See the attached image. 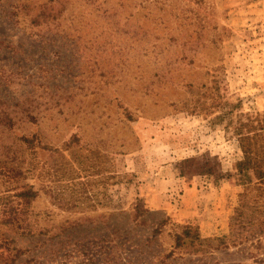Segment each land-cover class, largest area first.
Returning <instances> with one entry per match:
<instances>
[{
	"label": "rangeland",
	"instance_id": "rangeland-1",
	"mask_svg": "<svg viewBox=\"0 0 264 264\" xmlns=\"http://www.w3.org/2000/svg\"><path fill=\"white\" fill-rule=\"evenodd\" d=\"M0 99L3 140L34 135L0 186L23 258L264 264V185L237 170L264 122V0H0ZM172 223L229 236L187 253Z\"/></svg>",
	"mask_w": 264,
	"mask_h": 264
},
{
	"label": "trees",
	"instance_id": "trees-1",
	"mask_svg": "<svg viewBox=\"0 0 264 264\" xmlns=\"http://www.w3.org/2000/svg\"><path fill=\"white\" fill-rule=\"evenodd\" d=\"M1 100V99H0ZM14 105V104H13ZM9 105L0 106V186L5 183L1 179L2 175L8 170L7 167L13 171L14 169H19L18 163H20L19 154L23 152L26 148L32 147L34 143V135L29 137L28 135L22 134L18 136L20 143L24 144V147L19 143L12 141L11 143L5 142L1 136L5 128H10L16 122L15 118L10 114ZM26 112L27 115L32 118L33 106L22 105V109ZM241 141V150L243 153V162L237 165L238 174L242 184H248L252 181V178H256L258 183V188L264 185V122H262L260 129L256 132H253L251 135L245 134L239 136ZM261 139L262 142L258 144V140ZM21 156V155H20ZM12 164L11 166L5 167V164ZM16 165L13 166V164ZM31 186L27 187L24 190L17 191L15 195H24L29 196L33 195L34 191L30 189ZM7 189L0 190L3 191L10 190ZM0 193V200L3 203V198ZM118 213H107V216L114 215ZM3 216L0 217L1 224L8 225H20L17 220V215L2 213ZM100 215H103L101 213ZM169 217L161 219L158 223V226L163 227L164 223L168 221ZM240 221L243 222V219L240 218ZM157 226V227H158ZM171 226L180 227L179 230L173 229V240L174 248L182 247L187 253H196L203 252L208 249L212 244L211 242H216L214 247L224 246L226 244V238L229 235L217 236L213 238H202L196 227L192 225L185 224L179 225L172 223ZM231 234L234 233L233 223L231 224ZM0 264H136V262H126L123 258L120 257V254L115 251H111L112 248L105 247L102 243L97 245L98 248L95 251H92L89 247L85 248L86 245L76 246L78 248H69L64 247L62 249L54 248L49 251L42 259L31 256L29 258H23L24 249L17 248L12 245V238L7 237V235L0 231ZM31 230L28 229L21 234L30 233ZM74 247V246H73ZM109 249L108 252L102 250Z\"/></svg>",
	"mask_w": 264,
	"mask_h": 264
}]
</instances>
